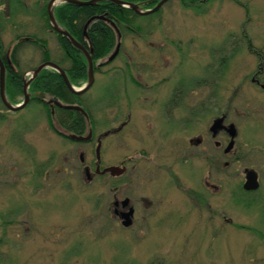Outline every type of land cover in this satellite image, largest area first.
Masks as SVG:
<instances>
[{
  "label": "rangeland",
  "instance_id": "obj_1",
  "mask_svg": "<svg viewBox=\"0 0 264 264\" xmlns=\"http://www.w3.org/2000/svg\"><path fill=\"white\" fill-rule=\"evenodd\" d=\"M23 1L26 6L15 11L13 24L9 13L3 16L2 42L11 50L19 42V36L36 39L35 43L26 42L20 49L23 72L45 62L43 59L47 57V62L60 64L56 62L63 59L58 38L47 27V20L51 24L50 17L43 12V6L47 4L49 8L52 0ZM61 2L59 0L54 9ZM247 2L245 0L244 4L248 5ZM203 4L187 6L182 0H170L159 14L136 21L135 27L142 26L144 31L124 32L118 57L104 70L124 64H148L143 77L149 88L141 89L131 82L124 86L125 81L116 79L118 75L113 71L108 76L98 73L84 99L94 103L93 109H100L107 117L132 107L144 115L143 119H149L154 109L167 108L166 94L178 86L176 80L174 85L163 82L153 91L156 75L151 74V64L158 60L160 64L172 65V75L175 73L177 78L182 75L191 83L192 79L196 82L190 84L182 101H172L168 107L174 110L171 124L180 125L183 111L188 114L204 109L205 117L201 122L191 117L190 135L193 136L195 125H210L226 114L227 123H234L240 130L232 159H240L236 164L240 171L253 164L260 169L264 165V93L255 88L251 77L259 62L264 67V0H250V18L244 6L234 0H208ZM248 19L247 29L261 59L248 52L241 42L244 40L241 30L246 29L243 24ZM232 32L236 34L233 37L229 35ZM118 42L119 38L116 46ZM45 51L48 56L44 58ZM220 58L224 63L214 64ZM177 64H184L180 73ZM46 70L52 72L53 68ZM164 73L162 70L158 76H165ZM200 79L201 84H198ZM80 82L71 85L81 90L88 81L82 78ZM126 90L133 94L131 106L124 93ZM49 94L36 93L47 101L52 98ZM147 95L151 98L158 95L157 107L151 100H144ZM15 100L10 102L13 106L25 101L22 96ZM28 104L30 100L15 112L4 109L6 116L0 118V264H262V260H257L264 254L262 249L258 248L255 254H245L241 249L240 239H247L249 234H236L233 238L229 230L232 225L227 224L228 228H223L217 238L211 236L208 232L211 230L204 225L208 214L203 220L197 207L199 202L194 201L193 196L188 198L178 189L169 187L153 191L151 186H139L136 181L124 186L120 179L104 176H97L93 181L92 177L88 179L86 166L95 168L96 144H81L57 135L49 128L47 106L37 105V102ZM106 129L107 126L99 129L97 135L104 134ZM178 141L175 148L185 145L182 140ZM137 148L132 145L123 149L118 136L107 139L101 149L102 167L116 165L124 151L134 155ZM155 150L161 149L156 147ZM230 172L231 169L224 170L222 181L223 204L230 206L223 215L251 224L258 220L263 224L264 191L263 202H256L251 208L244 205L234 208L231 198L243 200L241 204L248 201L238 188L234 197L230 195L232 178L226 176ZM260 172L264 173V166ZM154 176L160 179L159 175ZM191 179L193 182V175ZM147 192L157 202L153 204L155 209L145 212L142 207L134 227H124L113 213L115 199L129 195L134 199ZM255 242L251 244L255 246Z\"/></svg>",
  "mask_w": 264,
  "mask_h": 264
},
{
  "label": "flooded vegetation",
  "instance_id": "obj_2",
  "mask_svg": "<svg viewBox=\"0 0 264 264\" xmlns=\"http://www.w3.org/2000/svg\"><path fill=\"white\" fill-rule=\"evenodd\" d=\"M79 1L87 2L90 0H79ZM206 1L208 0H199V3L203 2L206 4ZM234 1L237 4L244 6V9L246 10V14L248 18H250L248 14L249 12L248 5L250 4V0H248L247 2L248 5L244 4L245 0L244 1L234 0ZM63 3L65 2L64 1L61 2L59 5H57V7H59ZM23 4L24 5L22 6H24L23 8H25L26 3L24 1ZM20 7L21 6L19 4L15 5L13 0H0V37L3 30V25L1 26V22L2 20L5 22V18L3 16L6 15V12L9 13V16H11V21L13 24V17L15 14L14 10L15 8H20ZM205 14L206 13L202 14V16ZM100 19H104L103 16H96L88 20L82 31L83 33L81 36H76L72 28H66L61 24H59L58 21L56 20L60 28L63 31H67L70 37L83 48L80 49L78 46L73 44V42L67 36L51 29L52 32L62 36L65 40L69 41L71 46L74 48V49H68V48L64 49L61 45L63 41L62 39H59L58 48H60V52L61 54H63V59L61 62L59 61L60 64L57 63V65L65 72L66 76L68 77V80L72 85H74L71 81L72 78L73 80L76 79L78 84L81 83L80 80L82 78H87L88 81L89 61L84 52L86 51L90 55L93 61L92 65H93L94 79H95V75L98 73L103 76L104 75L108 76L113 71V73H116V75H118L117 77L115 76L113 77H115L116 79H121V81L122 80L125 81L126 85L124 86H128V82H131L135 86L137 87L139 86L141 89L145 87L149 88L150 87L149 83H146L145 78L143 77L145 75V72L147 71L146 69H148L149 67L148 64H124V66H116L110 70H104L105 68L109 67L111 64H104L102 62L96 64L94 62V59L92 57L93 50L90 48L91 42H89L90 36L88 29L92 23ZM66 22H68V18H66ZM8 23H9V19H8ZM249 23H250V19H248V21H246L243 24L244 28L246 29L241 30L242 38L244 39L241 40V42L245 43L248 52L257 55L258 58L261 59L262 58L261 53L255 50V47L253 46L252 40L250 38L251 32L247 29ZM229 35L233 37L236 34L232 32ZM28 38L29 37H23L20 41ZM30 38L32 39V37ZM0 43H2L0 44V50L2 52L3 51L5 52L8 61L11 62V55L14 52L15 46H13V49L10 50L9 48L5 47V44L2 42L1 38H0ZM236 44H238V42H236ZM19 52L17 54H19ZM74 53L81 54V56L84 59H86V64H84L83 67L85 76L82 75L83 70H77L74 66L75 64H73ZM2 56L3 54H0V59L5 65L4 58ZM18 57H19L18 63L20 64L19 67L21 68L22 60L20 55H18ZM68 59L70 61H68ZM218 61H219L218 63L216 62L214 64H223L225 60L223 58H220V60ZM46 62L47 61L45 62L41 61L38 63V65H35L34 67L24 72V76H23L24 87H25V82L33 78L34 71L37 70L41 65L45 64ZM261 64L262 63L259 62V66H257L256 71L253 73L251 77V82L255 86V88L263 91L264 93V88L262 87L264 85V67ZM183 66L184 64H177L176 68L179 71V73L180 70L183 68ZM171 67L172 65L169 64H160L158 60L156 61L155 64H151L150 67L151 74L156 75L153 80L154 83L152 84L153 91L158 90L159 86L161 84L162 85L164 84L163 82H166L165 84L172 83L174 85L177 81L176 84H178V86H176L175 89L172 88L170 93L166 94L168 95V98H166V101L168 102L166 106L167 108L165 110L154 109V111H152L151 114L148 116L150 117L149 119L147 117L146 119H143L144 115L140 114V111L138 110L135 111V108L132 107L120 109L118 110L119 114H115L113 116L110 115L107 117L106 114L100 111V109L99 110L93 109V107L96 106L94 103H90L89 101L84 99L85 94L92 88L91 87L87 92L83 94H78L73 92L74 94H77L79 97L83 98L81 105L63 104L60 98H55L54 96H52L50 101H47L45 98L40 97V100L43 103V105L48 107V109L46 110L47 113L46 116L48 120V125L50 126L49 128H51L57 135L59 134L61 136H65L70 140L79 142L81 144L84 143L96 144V146H98L99 142H101L102 144L101 149L104 146V143L106 142L107 139L116 136H118L119 138V143L121 147H123V149L125 150H127L126 148L132 145L137 146L138 148L135 150L134 155L128 154L124 151L122 157L120 158L118 163H116V165L112 164L111 166H108V167H112V166L119 167L123 171L122 174L119 176L112 175L110 172H107L104 175L97 173L98 165H100L101 171L104 170L105 168H108V167L103 168L101 162L99 164V162L97 163L96 161L94 169L93 166L91 165L86 166L89 168L90 178L92 177L91 181H93V179H95L97 176H104V177H108V179H120L124 186H127L128 183L136 181L139 186H146L147 188L151 186L150 188L153 191L158 190L160 192L166 189L167 187H169V189H178L180 193L183 192L182 194L188 196V198H192L191 196H193L194 198L192 199H194V201L197 200L199 202V206L197 207L200 210L199 214L203 220L206 214H208V219L204 221V225L207 230L208 229L211 230L208 231L211 236L217 238L219 234L222 233L223 228H228V226L225 227V225L230 224L232 225L231 226L232 229L229 228V230H231L233 238L236 237V234L247 233L250 235L251 238L247 237L246 239L242 237L240 239L243 244V247H241V249L245 250V254H255V251L258 248L264 251V222L263 224H261L260 221L254 220V222H252L251 224V222L240 220L238 217L227 218L226 215H223V212L228 213L227 210L230 206L227 203L223 204L224 189L222 183L223 176L225 174L224 170L231 169V172L226 175L232 178L229 189L230 195L234 197L233 194L236 192L235 190L238 188L241 190L242 197L247 198L248 201L247 203L244 202V204H241L243 200H239L236 197L234 199L231 198L232 202L235 203L233 204L234 208H239L241 207V205H244L243 207L251 208L256 202H263V197L261 196V194L264 191V173L260 172V170H262L264 165L260 167V169H258L255 167V164H253L251 166H246L240 171L238 165H236L240 162V159L235 156H234L235 158L232 159L233 156H231V153L236 151L240 130L237 128V126L234 123H230V124L227 123L226 114H223L220 117L214 119L212 124L210 125H205V124L195 125L192 130L194 132L193 136L190 135L191 125L189 124L191 122V117H193L194 120L198 119V122H201L202 118L205 117L204 109L197 111L198 113H196V111L194 110L189 111L188 114L183 111V116H182L183 119L182 121L179 120L180 125L175 126L171 124L174 121V116H173L174 110L168 107L172 105V101L173 102L182 101L181 97L183 98L185 92L190 90L189 89L190 84L196 82L194 81V79H192L193 82L191 83L189 78H186L185 76L182 75L177 78L178 75L175 76V73L172 75L173 68L171 69ZM162 70H164L165 76L159 77L160 76L159 74ZM47 71L48 70L43 69L39 73V75ZM52 72L57 73L61 78V82H64V86L68 88L61 72L55 71L54 69ZM6 73H7V68H6ZM119 74H121L123 78L119 77L120 76ZM37 77H35V79ZM197 83L201 84V79L198 80ZM78 84H75V86ZM59 86H57V88H61ZM68 90L70 89L68 88ZM124 93L129 100L130 103L129 106H131L132 104L131 98L133 94H131L130 91L128 90H126ZM29 94L31 101L32 93ZM157 96L158 95H154V96L152 95L151 98V95L150 96L147 95L145 96L144 100H151L153 105L157 107L159 101ZM22 97L25 99L24 93ZM57 103H62L63 105L77 106L82 108L84 112L78 110H69L64 108L63 106L57 105ZM7 110L8 112L12 111L9 108H7ZM65 110L75 112V117L71 120L67 118L68 119L67 120L66 116H62L63 114L62 112ZM97 117H99V119H97ZM222 117H225L224 125L226 127H229L230 125L233 124L237 132L234 146L229 152L226 151L228 145L231 142V137L228 131L220 129L217 133H214V131L212 130L214 126V122ZM68 122H72L71 127H68L69 125L64 126V124ZM145 122H148V124H146ZM105 126H107V129L105 130L104 134L97 135L98 134L97 131L101 128H104ZM86 131H88L87 135H85ZM66 132H68V134ZM73 135L77 137H84L89 139L87 141H78L76 139L71 138V136ZM224 138H225V143H224ZM178 140L180 141L182 140L185 143V145L180 148H175L178 147L174 145L175 143L179 142ZM156 147H159L161 150H155ZM224 158H228L232 160H227V159L225 160ZM96 160H97V156H96ZM191 174L193 175V182L191 179L192 176ZM154 175L156 176L159 175L160 179H158V177H155ZM250 176L251 177L255 176L257 178L259 187L255 190H247L245 188V185L248 181V177ZM186 179H188V182L186 181ZM195 182L197 183L198 186L195 185L196 184ZM131 197H133V195L131 196L129 195L125 198H122L121 200L115 199L114 201L115 209L113 213L123 223V221L126 219L123 217V213L129 212L133 208L134 209V214L132 216L133 224L130 227H134V225L137 223L136 221L137 216L141 212V208L143 207L145 212H150L151 210L155 209L156 205L153 204L157 202L155 198L152 196V194L148 192L146 194L144 193L139 194L138 198L132 199ZM127 200L129 201L128 204L125 206L124 202ZM172 203L175 204L174 201ZM252 241H256L255 246L251 244ZM257 260H262V264H264V254H262L261 257H257Z\"/></svg>",
  "mask_w": 264,
  "mask_h": 264
},
{
  "label": "trees",
  "instance_id": "obj_3",
  "mask_svg": "<svg viewBox=\"0 0 264 264\" xmlns=\"http://www.w3.org/2000/svg\"><path fill=\"white\" fill-rule=\"evenodd\" d=\"M15 5H20L21 9H24L22 5L23 0H13ZM127 3L132 4H138L140 5L144 10H149L157 6V4L161 0H122ZM183 5L187 6H194L196 5L199 0H182ZM48 5L43 6V12L47 16L48 14ZM19 10V8H15L14 11ZM55 16L59 24L66 28H72L74 30V33L76 36H81L82 31L87 23L88 20H90L93 17L96 16H103L104 19L96 20L94 23H92L89 26L88 32L90 36V48L93 50L92 57L94 59V62L97 64L99 62H102L104 64H107L106 61L108 57L111 56V54L115 51L116 48V41H117V32L115 28L112 25V22L116 24V26L119 28V30L122 33V36L124 35V32L133 31L135 34L141 33L144 31V28L142 26H137L136 21L140 17H144L141 15L136 14L132 9L126 8L121 5H117L114 2L111 1H102L99 3H96L94 5L89 6H78L69 2H65L61 4L59 7H56L54 9ZM159 12L155 14H159ZM154 14V15H155ZM152 15V14H151ZM148 16V15H147ZM66 18H68V22H66ZM65 19V21H64ZM47 27L52 29L51 24L49 25V21L47 20ZM51 26V27H50ZM56 34V33H55ZM144 34L149 35L150 32H145ZM56 37L59 39H62V47L64 49H74L70 42L65 40L62 36L56 34ZM23 37H18L19 42L14 47V52L11 55V62L8 61V58L5 55V52L0 50V54H3L5 66L7 68L6 73V87H7V95L10 99V102L14 103L16 102L15 97L23 96L24 93V72L19 69L20 64L18 63V55L17 54L20 49L24 46L26 42H36V39L34 38H28L23 39L20 41ZM2 44V43H0ZM35 45V44H34ZM40 45L42 48L45 47L42 44ZM45 55L48 56V51H45ZM73 64H75V68L77 70H83L84 64H86V59H84L81 54L74 53L73 55ZM44 61L48 60V57L46 59H43ZM68 61H70L68 59ZM13 62V63H12ZM56 62H59L57 60ZM76 70V71H77ZM72 73V71H71ZM73 75V73H72ZM83 76H85V72L83 70ZM72 83L78 84L77 80L73 78L71 79ZM60 85V86H59ZM57 86L61 88H57ZM13 90H12V89ZM30 92L32 95H35L32 97L31 103H36L37 105L43 104L39 98L38 94H44L50 93L49 95L54 96L55 98H60L62 100L63 104H82V99L77 94H74L66 86H64V82H61L60 76L55 72H44L40 74L31 84L30 86ZM28 104V106L30 105ZM0 118L5 117V112H8L7 108L2 103L1 97H0ZM3 107V108H2ZM46 107V106H45ZM48 108V107H47ZM62 116H66V119L69 120L73 119L75 117V112L65 110L62 112ZM67 119V120H68ZM65 120V121H67ZM71 127L72 122L65 123L64 126Z\"/></svg>",
  "mask_w": 264,
  "mask_h": 264
},
{
  "label": "water",
  "instance_id": "obj_4",
  "mask_svg": "<svg viewBox=\"0 0 264 264\" xmlns=\"http://www.w3.org/2000/svg\"><path fill=\"white\" fill-rule=\"evenodd\" d=\"M57 1L58 0H52L50 5H49V8H48L49 17H50V23L53 26L55 31L60 32V33L64 34L65 36H67L73 42V44H75L76 46H78L81 49L82 47L75 40H73L70 37V35L68 34L67 31H63L60 28V26L58 25L57 21H56V18H55V15H54V5L57 4ZM62 1L69 2V3H72V4L78 5V6H88V5H94V4L102 2V1H111V2H114L117 5H121V6H124L126 8L132 9L138 15L147 16V15H151V14H154V13L158 12L169 0H161L157 4L156 7L152 8V9H149V10H144L138 4L127 3V2H124L122 0H90V1H87V2L86 1H79V0H62ZM112 25H113V27L115 28V30H116V32L118 34L119 42H118V44H117V46L115 48V51L111 54L110 57H108L106 63L113 62L117 58V56H118V54L120 53V50H121L122 33L120 32L119 28L116 26V24L114 22H112ZM84 52H85V54H86V56L88 58V61H89V78H88L87 84L81 90H76L71 85V83L68 80V77L66 76L65 72L57 64H55L53 62H46L45 64L41 65L37 70L34 71L32 79L37 77L39 75V73L43 69L51 67L53 69H56L58 72H61V74L64 77V80H65L67 86L69 87V89L72 92L78 93V94H83V93L87 92L93 86V84L95 82V79H94L92 58L90 57V55L86 51H84ZM0 72H1V75H0L1 76L0 77V95H1V99H2V101L4 103V105L7 108H9L10 110H12V111H19V110L23 109L27 105L29 100H30V94L28 92V86L30 85L32 79L25 82V87H24L25 101L22 104L18 105V106H13L9 102V100L7 98V95H6V77H5L6 76V68H5V65L3 64L1 59H0ZM262 87L264 88V85ZM57 105L63 106L64 108L69 109V110H78V111L84 112V110L82 108L77 107V106L62 105L61 103H57ZM224 120H225V117L217 119L214 122V126H213L212 130L214 131V133H217L220 129L228 131V133H229V135L231 137V142L228 145L226 151L229 152L234 146L237 132H236V128H235V126L233 124L230 125L229 127H226L224 125ZM71 138L72 139H76L78 141H87L89 139V138H84V137H77L75 135L71 136ZM101 146H102V144H101V142H99V144L97 146V149H96V156H97V160H98L99 164L101 162ZM107 172H110L112 175L119 176V175L122 174L123 171L117 166L108 167V168H105L104 170L101 171L100 170V165H98L97 173H100V174L104 175ZM86 174L88 176V179H90L89 169H87ZM258 187H259V184H258L257 178L255 176L248 177V181H247V183L245 185V188L247 190H255ZM128 201L129 200L124 202L125 206L128 204ZM133 214H134V209L133 208L129 212L123 213V217L126 218L123 221V223H122L124 227L132 226V224H133V220H132Z\"/></svg>",
  "mask_w": 264,
  "mask_h": 264
}]
</instances>
